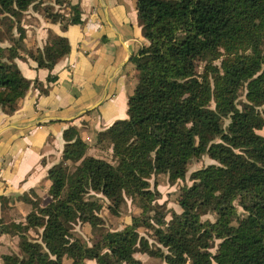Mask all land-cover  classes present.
<instances>
[{
	"label": "trees",
	"instance_id": "obj_1",
	"mask_svg": "<svg viewBox=\"0 0 264 264\" xmlns=\"http://www.w3.org/2000/svg\"><path fill=\"white\" fill-rule=\"evenodd\" d=\"M49 1L0 0L7 26L0 30V110L6 113L22 106L33 84L47 93L16 63L26 50L24 14L32 7L63 30L85 22L79 4ZM136 10L147 40L131 57L139 79L127 117L97 135L111 161L87 156L78 128H67L62 159L48 172L51 200L42 205L37 196H22L32 211L7 226L19 235L20 251L4 254V264H62L65 255L73 264H141L136 253L156 256L162 247L166 264H264V0H136ZM70 51L67 37L51 33L29 55L52 71ZM57 79L48 76L49 83ZM204 155L217 163L191 173L192 184L178 198L182 211L167 220L162 193L150 180L159 174L173 184L185 180ZM95 195L108 198L115 215L127 198L142 211L132 225L101 233L90 246L75 237V226H103ZM209 213L215 221L202 219ZM138 227L153 230L161 248H152Z\"/></svg>",
	"mask_w": 264,
	"mask_h": 264
},
{
	"label": "crops",
	"instance_id": "obj_2",
	"mask_svg": "<svg viewBox=\"0 0 264 264\" xmlns=\"http://www.w3.org/2000/svg\"><path fill=\"white\" fill-rule=\"evenodd\" d=\"M70 2L80 5L83 24L63 30L60 22L39 12H33L34 23H24L26 50H19L16 63L24 76L49 86V92L43 94L33 84L17 111L0 110V264L4 254L19 249V235L6 231L7 226L24 221L32 211L22 196H37L43 205L51 200L48 172L62 159L64 131L76 126L81 136L92 139L90 135L125 116L130 60L147 44L136 0ZM51 33L67 37L71 45L52 71L38 67L29 55L43 49ZM50 73L58 76L55 82H48Z\"/></svg>",
	"mask_w": 264,
	"mask_h": 264
},
{
	"label": "rangeland",
	"instance_id": "obj_3",
	"mask_svg": "<svg viewBox=\"0 0 264 264\" xmlns=\"http://www.w3.org/2000/svg\"><path fill=\"white\" fill-rule=\"evenodd\" d=\"M47 3L50 2L49 0H45ZM57 8V7H55ZM68 7H65L66 12ZM33 12L34 9L31 7L29 11H27L23 16V24L25 22L34 23L35 15ZM0 30L2 32H6L7 26L4 23L0 22ZM4 45H9L8 42H5ZM206 60H202L201 62V68L200 70H203V66L205 65ZM131 66V72H133V75L130 78V81H128V88L126 90L127 97H130L134 93V88L136 83L139 79V70L137 68V63L135 60H130ZM44 86V85H43ZM45 92H49V86H44ZM46 94V93H43ZM241 101H246V90H242L241 92ZM127 117V113H125V116L120 119H124ZM229 121L226 120V124ZM84 133H86V129H84ZM259 133L264 134V131H259ZM81 135V134H80ZM97 133L95 132L90 135L91 138H88L89 136L87 134H83L82 139L85 140V142L88 144V150H87V156H95L99 158H103L106 160L111 161V151L107 148L105 149L101 144L98 143ZM217 162L212 160L208 155H204L199 160H194L190 166L189 171L187 173V177L185 180H178L176 183H172L169 180V176L167 174H159L156 176H153L151 181L152 188H154L156 185L158 186V189L162 193V198L158 199V202L160 204H164V206H161L160 209H162L164 212H166L167 216L166 219L170 220L172 213L174 211L181 212L182 209L178 204V198L181 194L182 188L184 186H189L192 184V181L190 180V175L193 171L206 167L210 164H216ZM51 181V179H49ZM52 182V181H51ZM98 199L97 202L99 205L102 206L99 209V214L103 217L104 224L102 227L93 228L91 224H77L75 226V237L82 238L88 245H92L95 241V238L98 237L101 233L108 232V231H115V230H122L126 228L127 226L132 225L133 223V217L140 216L141 215V208L137 205L136 201L134 202L131 198H127L126 204L122 207L121 213L119 215L113 214L108 205L110 204V200L106 197H103L101 195H95ZM42 202V200H41ZM43 205V202H42ZM152 211H148L146 214L151 215ZM217 218V214L215 213H209L202 217V219L205 220H211L215 221ZM137 231L140 232L141 235H144L145 238L149 240V243L152 248L158 249L161 246L155 242L153 230L146 227H138ZM33 235H36V233H32ZM19 249L13 251L14 253H18L20 251ZM217 246L214 247L212 250L216 251ZM162 253L156 256H151L149 254H143V253H136V258H139L141 260V264H166L165 256L168 252V250L165 247H162ZM3 264V262H1ZM62 264H73L72 259L69 257V255H65L62 261ZM87 264H96L95 260H87Z\"/></svg>",
	"mask_w": 264,
	"mask_h": 264
}]
</instances>
